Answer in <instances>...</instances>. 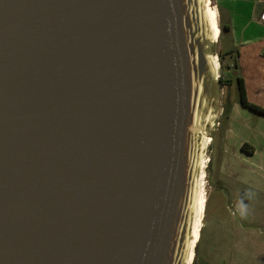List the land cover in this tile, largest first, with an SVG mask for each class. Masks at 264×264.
<instances>
[{"label": "water", "instance_id": "water-1", "mask_svg": "<svg viewBox=\"0 0 264 264\" xmlns=\"http://www.w3.org/2000/svg\"><path fill=\"white\" fill-rule=\"evenodd\" d=\"M205 1L0 0V264H187Z\"/></svg>", "mask_w": 264, "mask_h": 264}, {"label": "crops", "instance_id": "crops-1", "mask_svg": "<svg viewBox=\"0 0 264 264\" xmlns=\"http://www.w3.org/2000/svg\"><path fill=\"white\" fill-rule=\"evenodd\" d=\"M234 2L236 7L232 9L233 14L225 25L229 32V44L233 48L227 67L233 70L236 78L243 80L246 99L264 109V22L261 19L264 0H233ZM227 99L229 115L225 123L226 131L232 133L235 128L241 130L240 135L237 136L235 131L231 135L230 140L234 138L236 144H228L224 148L220 164L214 173H223L224 176L229 171L230 175L236 176L234 184L226 182V194L230 198H236L235 205L240 208L242 205L244 214L240 221L234 217L222 218L214 213L216 200L213 198L210 208L207 201L194 260L197 264H264V115L244 107L239 101V90L234 97L235 101L231 100V96ZM224 109L225 107L220 114L222 117ZM236 109L249 110L246 123H240ZM228 138L229 136L224 140L227 143ZM236 158L249 161V167L235 163ZM226 167L228 171L225 170ZM234 169L236 170L233 171ZM232 187L236 188L233 190ZM219 202L217 200L216 203ZM207 209L210 212L206 217ZM201 245L202 252L198 253Z\"/></svg>", "mask_w": 264, "mask_h": 264}, {"label": "rangeland", "instance_id": "rangeland-1", "mask_svg": "<svg viewBox=\"0 0 264 264\" xmlns=\"http://www.w3.org/2000/svg\"><path fill=\"white\" fill-rule=\"evenodd\" d=\"M209 4L213 11L214 20L216 19L215 23L217 24V29L219 33L216 38V42L208 43L207 53L217 58V61L219 64L218 66L219 70L217 71V74H219L220 78L218 82H216V86H215V105L213 108L214 114L212 116L210 115L208 118L210 122V127L207 130V137H211L213 141L208 140L206 142V144L204 145L205 148L202 154L203 159L205 160L206 164L210 167L209 169H205L204 171H202L201 183L204 180L203 181L204 189L206 190L205 192L207 195L206 196L207 201L210 204L208 205L209 206L208 208H210L213 202L212 201L213 198L216 200V202L217 200H220L219 203L215 202V205H214L215 215L217 214L218 216H221L222 218H225V219L227 217L228 218L234 217L236 220L240 221V217H242L241 212H240L241 208L239 207V205L238 206L235 205L236 198L235 199L230 198L223 190V188H226V186L228 187V184L225 185L226 183L224 182H230V184H234L233 179H235L236 176H233V174L230 175L227 167L225 168V170L228 172L224 176H223V173L222 174L214 173V170L216 169V167L218 168L220 164V158H221V155H223L224 148L228 144L229 145L233 144V146L234 144H236V140L234 138L230 140L231 135L233 136L237 132V136H238L240 135V130H241V129L236 130L235 128L232 130V133L226 131L225 123H226L227 118L222 117V115H220L222 108L225 107L226 105L225 101L227 100V98L231 96L232 98L231 100L235 101L234 97L238 95L237 78L234 75L233 70L227 69L228 68L227 65H229L228 61H230L229 56L233 48L229 44V32L225 28L226 23L229 21V19L231 18V15L233 14L232 9L236 7V2L233 3V0H210ZM230 6H231V9L229 8ZM220 79L222 80V82H220ZM223 88H224V91H223ZM235 113L237 114V117L240 120L241 124L246 123L247 117H249L248 109L247 110L244 109L242 111L236 109ZM228 136H229L228 138L229 143L224 141L225 137H228ZM242 136H244V134ZM230 158L233 159V156H230ZM260 159L262 161L263 156H261ZM209 160H212V162ZM238 162L243 164L244 166L249 167V161L244 162L241 158V159H237L235 163H238ZM232 163L233 162L231 161L230 164ZM235 170L236 169H234L233 171ZM203 173L205 174V178H203ZM232 188L233 190L235 189L234 187ZM248 191H249V188H248ZM231 194H233V192ZM209 212L210 210L207 209L206 214H205L206 217L207 215H209ZM208 222L209 221H207L206 224H208ZM207 234L208 233H206V235ZM202 249H203V245H201V247L198 249V253H201ZM194 262H197V261L194 260Z\"/></svg>", "mask_w": 264, "mask_h": 264}, {"label": "bare ground", "instance_id": "bare-ground-1", "mask_svg": "<svg viewBox=\"0 0 264 264\" xmlns=\"http://www.w3.org/2000/svg\"><path fill=\"white\" fill-rule=\"evenodd\" d=\"M209 1L210 0L205 1V9H204L205 10V16H206L207 22L209 24V28L211 30V38H212L211 42H216V38H217L219 32L217 29V24L215 23L216 19L214 20L213 11L210 7ZM212 60H213L214 65L218 71L219 70V68H218L219 64H218L217 58L212 56ZM218 77H219V74H218ZM209 138L210 137H207V135L203 137L202 151L205 148L204 145L206 144V142L208 140L211 141V139H209ZM205 167H206V162L203 159V155H202L201 156V162H200L201 172H200V176H199V180H198L196 196H195V203H194L196 215H195V220H194V225H193V230H192V240H191V243L189 244L190 254H189V257L187 259V264H192L193 260H194V252H195V248L197 246L196 245L197 241L199 239L201 220L203 218V215L205 212V206H206V202H207V197H206L207 195L205 192L206 190L204 189V182H203L204 180L201 183L202 171L205 170ZM203 178H205L204 173H203Z\"/></svg>", "mask_w": 264, "mask_h": 264}, {"label": "trees", "instance_id": "trees-1", "mask_svg": "<svg viewBox=\"0 0 264 264\" xmlns=\"http://www.w3.org/2000/svg\"><path fill=\"white\" fill-rule=\"evenodd\" d=\"M227 69H229V68H227ZM220 82H222L221 79H220ZM237 84H238V90H239V101H240V103L244 107H246V108H248V109H250V110H252V111H254L256 113L264 115V109H261V108L255 106V105H253L252 103H250L246 99L245 90H244V84H243V80L241 78H237ZM225 103H226V106H225V109H224V117L227 118L228 115H229V105L227 104L228 103V99L225 101ZM196 249H197V246H196ZM193 264H196V262H194Z\"/></svg>", "mask_w": 264, "mask_h": 264}, {"label": "flooded vegetation", "instance_id": "flooded-vegetation-1", "mask_svg": "<svg viewBox=\"0 0 264 264\" xmlns=\"http://www.w3.org/2000/svg\"><path fill=\"white\" fill-rule=\"evenodd\" d=\"M220 78V77H219ZM210 139H211V141H213V139L210 137ZM209 161H211L212 162V160H209ZM211 162H210V164H211ZM209 167L210 166H208L207 164H206V168L205 169H209ZM224 183H226V182H224ZM227 185V184H226ZM227 187V186H226ZM223 190H224V192L226 193L227 192V188H223ZM222 195V194H221ZM223 196V195H222Z\"/></svg>", "mask_w": 264, "mask_h": 264}, {"label": "built area", "instance_id": "built-area-1", "mask_svg": "<svg viewBox=\"0 0 264 264\" xmlns=\"http://www.w3.org/2000/svg\"><path fill=\"white\" fill-rule=\"evenodd\" d=\"M261 19H262V21L264 22V11H263V13H262ZM219 77H220V76H219Z\"/></svg>", "mask_w": 264, "mask_h": 264}, {"label": "clouds", "instance_id": "clouds-1", "mask_svg": "<svg viewBox=\"0 0 264 264\" xmlns=\"http://www.w3.org/2000/svg\"><path fill=\"white\" fill-rule=\"evenodd\" d=\"M244 214L243 206L241 205V215Z\"/></svg>", "mask_w": 264, "mask_h": 264}]
</instances>
